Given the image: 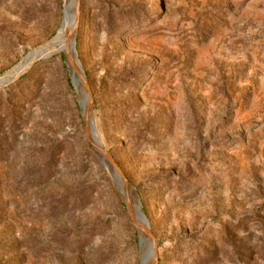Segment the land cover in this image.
Segmentation results:
<instances>
[{
    "label": "rangeland",
    "instance_id": "obj_1",
    "mask_svg": "<svg viewBox=\"0 0 264 264\" xmlns=\"http://www.w3.org/2000/svg\"><path fill=\"white\" fill-rule=\"evenodd\" d=\"M65 4L0 0V77ZM74 45L81 96L56 45L0 87V264H143L142 209L154 264H264V0H81Z\"/></svg>",
    "mask_w": 264,
    "mask_h": 264
},
{
    "label": "bare ground",
    "instance_id": "obj_2",
    "mask_svg": "<svg viewBox=\"0 0 264 264\" xmlns=\"http://www.w3.org/2000/svg\"><path fill=\"white\" fill-rule=\"evenodd\" d=\"M80 1L81 0H66L64 23H63V27H62L60 33L58 34V36L55 38V40L50 45H48L49 44L48 43L47 45H44V46L40 47L38 50H34L32 52V55L28 58L27 63L20 70L26 69L25 66L27 64L31 65V63L34 62V60L39 58L40 54H42V56H44L43 54L46 51H48V53H54V52H50V47L56 45V46L59 47V51L64 52L67 55V61L69 62L70 66L72 68V71H71V68L69 67L70 72H71V77H72V72H73V79H74V82H75V86L78 89L77 90L78 95L81 96V94H83V89H84V83L85 82H84V79H83V75L81 73L82 72L81 66H80V64L77 61V58H76V55H75V51H74V47H73L75 31H76V28H77L78 22H79V19L76 16L77 15L76 14L77 4L78 3L80 4ZM17 74H18V72H16L12 76H10V73H9L5 77L0 78V86L7 85L9 82H11L13 79H15ZM88 97L89 96H87V94L86 95L84 94V98H83V101H84V113H85V117H87V119H85V120H89L91 118V106H90V102L88 100ZM93 136L96 137V140H97V142L100 145V149L98 148V153H99L100 157L102 158L103 162L105 163L106 167L107 168H109L111 166L113 167V165L111 164V160H110L109 154L104 151V148H103L100 140L98 139L97 134H95ZM111 172L113 173V175H114L119 187L121 188V190H123V192L126 191V192L130 193V196L135 197L136 196L135 190L132 189L129 186L128 181L125 178L121 177V176H117V174L115 173L114 167H113V171H111ZM126 185H128V186H126ZM128 199H130V198H128ZM131 201H133V200H131ZM135 201H136L135 203H137V205H139L140 208L142 209L141 205L138 203V198ZM132 205H133V203H132ZM133 207H135L136 219H138L139 222H141V220H142L141 213L139 211H137L135 205H133ZM142 212H143V215L145 217V220H147L143 209H142ZM148 241H149V237L146 239L145 235L142 234L141 244L142 245H146ZM143 264H151L150 256H149V258L147 256H145L143 258Z\"/></svg>",
    "mask_w": 264,
    "mask_h": 264
},
{
    "label": "water",
    "instance_id": "obj_3",
    "mask_svg": "<svg viewBox=\"0 0 264 264\" xmlns=\"http://www.w3.org/2000/svg\"><path fill=\"white\" fill-rule=\"evenodd\" d=\"M79 2V1H78ZM79 10H80V4L78 3L77 4V11H76V16L78 17L79 19ZM77 30V28H76ZM76 32V31H75ZM74 47V51H75V54H76V50H75V45H73ZM39 48L35 49V50H38ZM77 56V54H76ZM50 57V56H49ZM46 58V57H44ZM42 59V58H40ZM39 59H36L35 61H37ZM34 61V62H35ZM33 62V63H34ZM78 63L80 64L81 66V63L80 61L78 60ZM26 70H20L17 74V76L15 78H18L19 76H21ZM8 74V73H7ZM7 74L1 76L0 78L2 77H5ZM85 74V73H84ZM14 80V79H13ZM10 83V82H9ZM8 83V84H9ZM5 86V85H4ZM2 87V86H0ZM86 90L88 91L89 88H88V85L86 86ZM85 120V119H84ZM85 124H86V127H87V135H88V138L90 140V142L92 143V145L94 146V148L96 149V151L98 152V148L100 149V145L99 143L97 142L96 140V137L93 136L96 134V131H95V127H94V123H93V118L91 117L89 120H85ZM108 153V152H107ZM109 154V153H108ZM110 155V154H109ZM110 160H111V164L113 165L114 169H115V173L117 174V176H121L123 178H125L127 180V178L125 177V175L123 174L122 170L120 169V167L117 165V163L114 161V159L112 158V156L110 155ZM128 181V180H127ZM129 183V182H128ZM128 203V206H129V209L131 211V214H132V217H133V220L136 222V216H135V207H133V205L131 203ZM143 221H145V224L148 226L147 228H145V232L147 234V236L149 237V242H148V246H147V250H150V259H151V264H154L157 260V247H158V240L156 239V237L154 236V234L152 233L151 229L149 228V222L145 219H143Z\"/></svg>",
    "mask_w": 264,
    "mask_h": 264
}]
</instances>
